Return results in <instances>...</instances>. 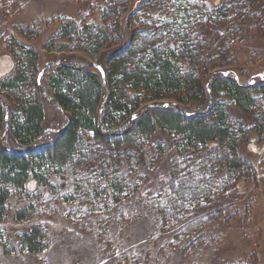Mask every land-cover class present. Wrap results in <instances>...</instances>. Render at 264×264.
Instances as JSON below:
<instances>
[{
  "label": "trees",
  "instance_id": "trees-1",
  "mask_svg": "<svg viewBox=\"0 0 264 264\" xmlns=\"http://www.w3.org/2000/svg\"><path fill=\"white\" fill-rule=\"evenodd\" d=\"M97 1L101 26L55 18L56 30L43 47L55 55L44 64L37 50L11 34L4 37L15 66L0 78V224L8 201L24 193L28 181L56 192L53 176L71 184L62 199L77 204L79 214L110 218L166 153L154 139L160 133L170 140L169 179L149 206L160 232L171 234L169 244L182 252L199 250L204 229L231 208L236 185L255 179L253 166L237 151L252 134L264 143V80L239 84L222 70L235 64L232 48L241 33L264 35V0H221L217 6L208 0H140L132 12L134 0ZM15 4L0 0L3 16ZM124 16L127 26L136 21L123 42ZM18 32L26 40L39 34L30 27ZM114 46L109 56L103 53ZM74 51L98 64L69 63ZM49 104L66 122L56 131L44 126ZM181 175L199 181L188 189ZM32 214L27 206L16 219ZM14 237L18 248L0 226L3 253L34 255L46 248L42 228Z\"/></svg>",
  "mask_w": 264,
  "mask_h": 264
},
{
  "label": "rangeland",
  "instance_id": "rangeland-1",
  "mask_svg": "<svg viewBox=\"0 0 264 264\" xmlns=\"http://www.w3.org/2000/svg\"><path fill=\"white\" fill-rule=\"evenodd\" d=\"M221 0H208L211 6H217ZM140 0H134L128 12H132ZM100 2L97 0H16L13 10L3 16L0 9V78L14 72V60L7 51L5 35L37 50L41 64L49 62L55 55L43 49L48 38L56 30L55 18H70L76 22L91 21L100 24ZM122 18L123 42L127 40L132 18L126 25ZM19 27H30L38 31L37 38L26 40L18 32ZM130 27V28H129ZM234 42L232 52L235 64L225 68L228 76L239 84L264 80V35L255 32L241 33ZM6 41V43H5ZM118 48V47H117ZM108 47L103 53L117 50ZM73 58L68 60L77 66L92 61L82 52H70ZM109 56V55H108ZM230 113L242 120L230 101ZM165 104L173 100H162ZM228 106V105H227ZM191 109L200 106L191 104ZM44 126L56 131L65 125V119L52 105L46 107ZM228 122H233L228 117ZM166 150L159 160L153 161L144 172L138 191L128 200H124L112 213L107 215H82L76 211L77 204L64 202L62 196L69 192L71 184L53 176L51 183L56 192L44 189L30 180L24 193L15 194L8 201V212L1 226L4 238L15 245L14 236L28 232L33 227L45 230L46 248L38 254L3 253L0 246V264H264V143H257L252 134L248 143L238 149L240 157L250 162L255 170L253 181L239 182L232 194L231 208L216 224L204 229V244L195 251L182 252L169 244L171 234L159 230L157 214L149 206L160 184L169 179L168 162L170 140L166 134H157ZM140 177V176H139ZM133 179L131 180V182ZM179 181L188 189L193 188L199 179L187 180L183 175ZM27 206L33 207V214L26 220H17L16 214Z\"/></svg>",
  "mask_w": 264,
  "mask_h": 264
}]
</instances>
